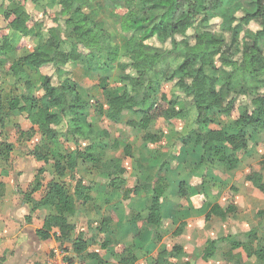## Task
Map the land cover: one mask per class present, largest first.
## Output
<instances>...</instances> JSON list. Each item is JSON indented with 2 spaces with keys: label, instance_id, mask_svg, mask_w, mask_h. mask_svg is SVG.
<instances>
[{
  "label": "trees",
  "instance_id": "16d2710c",
  "mask_svg": "<svg viewBox=\"0 0 264 264\" xmlns=\"http://www.w3.org/2000/svg\"><path fill=\"white\" fill-rule=\"evenodd\" d=\"M8 1L16 5L2 15L6 27L0 28V70L13 82L9 87L13 88L5 91L0 87V163H8L14 147L7 141L5 131L11 114H26L31 128L22 131L15 125L17 140L30 141L40 135L41 144L35 145L31 155L43 166L23 196L24 203L30 206V214L25 220L30 222L32 213L39 208H51L53 212L46 217L42 228L36 231L40 240H47L52 234L70 240L75 228L69 218L76 215L78 204L86 205L92 201L94 185L101 186L94 181L87 183L76 178L79 161L99 168L105 152L119 149L121 145L125 156L130 155L131 147L126 142L128 132L127 136L121 135L124 144L117 137L109 146L105 142L109 138L106 129L96 136L91 135V118L97 121L104 117L109 122L121 123L129 115L136 117L125 120L122 134L128 128L147 130L156 120L186 115L187 108L191 106L196 113L195 128L181 136L179 143L184 148H199L202 152L200 164L211 168L220 166L227 172L240 169L249 141L264 134V3L261 0H253V10H244L239 18L240 0L115 2L110 10L121 12L122 30L130 33L123 49L111 42L102 22L93 18L96 11L94 0H60L59 12L50 18L57 22L59 17L66 16L64 32L61 34L57 28H50L45 39L42 38V21L34 19L25 9L27 5L39 4L41 0ZM213 19L220 20L217 31L230 34L233 39L231 43H225L216 36L215 31L210 30ZM251 21L258 24L260 30L248 44L241 40V35ZM190 30L194 33L192 43L187 38ZM13 34L37 42L30 51L15 58L17 44L12 38ZM177 36L182 39L175 40ZM151 38L159 42L170 40L172 49L169 53L177 56L178 63L170 64L163 51L148 43ZM62 43L69 45L68 51L61 50ZM123 54L130 55V72L126 65L119 63ZM215 56L220 61V67L214 63ZM67 62L75 63L86 75L96 78L105 101V110L98 104L93 106L86 102L67 81L52 86L48 76L39 77L40 91L38 94L35 92L28 71L47 65L63 66ZM117 68L120 69L122 92L113 94L109 89L107 73ZM16 85H22L21 93H17ZM170 86L188 98L189 102L185 104L174 94L168 98L160 92L162 88ZM236 90L250 100V106H243L235 120L222 126L220 116H228L232 111V104H225L223 93ZM63 123V135L75 146L67 154L54 151L51 147L52 142L62 137L55 127ZM248 132L250 136H247ZM145 139L153 142L155 138L147 134ZM47 167L51 169L48 175ZM103 167L109 178L106 187L116 190L127 185L125 169L119 159L105 161ZM55 175L60 178L67 176L73 185L67 186L63 181L56 180ZM46 178L49 181L44 184ZM245 179L264 195V180L260 173L251 171L245 175ZM44 186L46 193L36 200L33 194ZM2 187L0 182V197ZM181 187L183 183L178 186V192ZM140 189L150 195V206L143 221L147 226L158 229L164 217L161 199L167 184L157 177L154 183L144 182L131 191ZM129 193L130 190L126 188L124 197H128ZM226 214L235 216L232 206L222 209L214 205L208 212L209 217H224ZM255 216L259 225L264 226V209L256 212ZM115 222L117 218L114 212L105 203L97 230L107 233ZM122 230L128 234V229ZM256 232L257 228H253L244 233L245 242H230L229 249L222 254L226 264H244L241 254L234 253L240 249L247 263L264 264V244L257 240ZM227 240V237L222 239ZM216 242L207 239L199 250V257L203 261L216 259ZM89 246V241L81 234L71 240V251L75 257L65 258L67 264L100 261L96 253L88 251ZM132 247H143L138 232L132 235ZM181 252L180 246H174L170 252L162 251L156 255L155 264H163L169 255H179ZM114 257L120 264H135L137 260L130 249Z\"/></svg>",
  "mask_w": 264,
  "mask_h": 264
},
{
  "label": "rangeland",
  "instance_id": "374dc122",
  "mask_svg": "<svg viewBox=\"0 0 264 264\" xmlns=\"http://www.w3.org/2000/svg\"><path fill=\"white\" fill-rule=\"evenodd\" d=\"M59 1L41 0L39 4L27 5L25 7L26 11L34 19L42 21L44 25L43 39L47 37V30L50 28H57L61 34L64 32V19L66 16L59 17L57 22H53L50 18L52 14L59 12ZM123 1L94 0V9L96 11L93 15L95 20L102 22L106 32L111 37V42L121 49L124 48L125 42L129 40L130 33L122 30L120 20L123 16L121 12L111 11L110 8L114 7L115 2L122 3ZM261 1L264 3V0ZM239 2L240 9L237 13L238 18L243 16L244 10H253V0H240ZM15 5L8 0H0V28L6 27L2 19L3 12L7 9L14 8ZM89 9H87V12H89ZM219 24V19L211 20L210 30L215 31L216 36L221 38L225 43H231L233 39L230 34H225L223 30L220 32L217 31ZM259 30L258 24L251 21L242 33L241 40L250 44L254 34ZM193 36L194 33L192 30L187 32V38L191 43L193 42ZM12 38L17 44L15 58L30 51L37 42L32 38H22L16 34H13ZM181 39V36L175 38L177 41ZM148 43L154 48L163 51L170 64L173 63L176 65L178 63L176 60L177 56L169 53L172 49L170 40L159 42L155 38H151ZM68 49L69 45L62 43L61 50L66 52ZM213 60L216 66L220 67L218 57L215 56ZM131 62L130 55L123 54L119 58V63L126 65L127 68L128 66L130 67ZM127 71L130 72L131 69L128 68ZM28 74L35 86L34 90L37 94L40 91L39 77L48 76L50 77L52 86H58L67 81L79 91L86 102L93 106L98 104L105 110V101L96 82V78L86 75L83 69L80 66H76L75 63L67 62L63 66L47 65L39 70L28 71ZM107 76L109 78V89L112 90V93H121L120 69L117 68L114 71L108 72ZM8 80L10 81L0 70V87L4 88L5 91L13 88H9V85L11 86L13 82L11 81L12 83L8 84ZM16 87L18 88L17 93H21L20 90L23 91L22 85H16ZM160 92L166 94L168 98L174 94L185 104L189 102V99L176 91L173 86L162 88ZM223 95L225 104H232L230 115L220 116L219 118L221 125L226 126L238 117L239 111L243 106H250V100L238 90L230 93L224 92ZM186 112V115L176 116L169 120H156L150 124L147 130H133L128 128L122 134L121 129L125 120L136 117L129 115L121 123L109 122L104 117H101L97 121L91 118L93 125L90 132L91 135L96 136L102 129H106L109 134V141L107 139L105 142L110 146L117 137L124 144L125 141L121 135L127 136L126 132H128V141L126 142L130 145L131 150L130 155L127 157L124 154L122 145L119 149H108L102 157V164L99 168L82 164L79 161L76 169V178H81L87 183H93L94 181L101 186L94 185V189L92 190V197H94L93 203L87 205L79 204L77 206V214L69 218V221L74 224L75 228L73 236H76L78 230L82 229L84 234L91 240V249L96 247L97 245L94 246L93 244L95 237H92L94 234L92 232L94 226H96L95 223L99 220V212H96L92 206L99 207L100 204L108 203L117 221H120V224L117 228L114 227L111 233H107V235H122L125 233L122 229H128V237L138 232L140 233V240L149 242L140 249L135 247L134 252L151 253L153 251L152 249L157 245L155 242L157 229L147 226L143 221L150 206V195L141 189L136 192L131 190L144 182L154 183L156 178L159 177L167 184L165 195L161 199L164 213L162 225L163 229H167V234L173 232V235H175H171L170 247H173V244H179L180 246L186 247L190 256H192V252H194L195 256L196 254L199 255V250L207 239L217 241L215 245L217 249L216 259L212 260L213 263L210 261H207V263L201 260L199 261L198 258L193 257L194 260L191 258L194 261L193 264H226L222 254L229 249L230 242H245L246 239L243 234L253 228H257V240L261 244H264V226L259 225V220L255 216L256 212L264 209V195L260 194L245 179V175L252 171L260 173L264 180V134L255 136L253 140L249 141L248 150L245 156L242 157L240 169L227 172L220 166L211 168L210 166L200 164L202 152L199 148L192 146L184 148L178 141L181 136L195 128V110L190 106ZM15 124L23 130L27 129L28 125L22 115L13 113L5 131L7 141L12 143L14 147L10 155V163L4 165V168L8 172H14L18 161L24 160L25 168H23L24 170L26 169V173L24 174L30 177L32 171L31 173L29 172L30 169L26 165V161L28 157L29 159L32 158L29 153L34 144H41V136L36 135L30 141H18ZM55 129L57 132H60V136L62 137L52 142L51 147L54 151L56 150L67 154L75 146L63 135L65 130L64 123L55 127ZM147 134L154 136L155 139L153 142L145 139ZM250 135L251 133L248 132L247 136ZM112 158L119 159L122 167L125 169L124 177L126 179V186L130 190L128 197L122 196L124 190L127 188L126 186L116 190L106 187L109 178L107 177V173L103 171L105 169L103 164ZM49 172H51V169L47 167V175ZM21 174L22 172L17 173V176ZM55 177L56 180L63 181L67 186L73 185V181L67 176L60 178L55 175ZM48 181L49 179L46 178L44 184ZM180 183H183V187L179 188L180 192H178ZM214 205H218L222 209L232 206L235 211V216L226 214L224 217H209L208 212ZM174 208L175 210L173 211ZM103 209L104 205L102 212ZM126 220H128V225L122 227ZM121 227L122 229H120ZM225 237L228 240L222 241ZM174 240H178V243H174ZM237 252L241 254L243 263L249 264L246 262L245 255L241 249L234 253ZM51 256L53 257V255ZM64 258H54L57 262L53 264H67ZM149 261L151 262V260Z\"/></svg>",
  "mask_w": 264,
  "mask_h": 264
},
{
  "label": "crops",
  "instance_id": "0c3cea01",
  "mask_svg": "<svg viewBox=\"0 0 264 264\" xmlns=\"http://www.w3.org/2000/svg\"><path fill=\"white\" fill-rule=\"evenodd\" d=\"M9 83H11V80H8V84ZM13 113L11 114L10 119ZM20 115H22L28 123L27 129L21 130L28 131L31 128V124L27 119V115L22 113ZM34 147L35 144L33 148ZM33 148L31 149V152ZM31 152L29 153L30 155ZM31 157V159L28 157L26 161V165L30 169L29 172L31 173L32 171L30 177L24 174L26 173V169L24 170V160L18 161L14 172H8L7 169L4 168V165L10 163V159L7 164L0 163V182L3 184L1 190L2 195L0 197V264H53L54 262H57L55 259H61L64 257L74 258L75 255L71 251V240L75 239L79 234L83 235V237L89 241L90 246L92 244L91 240H89L88 236L84 234L82 229H79L76 233L77 235L73 236L75 232L74 229L69 242L60 238L58 234H52L47 240H40L36 235V231L42 228L46 217L53 213L51 208H39L35 210L31 215V221L26 222L25 218L30 214V206L24 203L23 196L28 192L38 170L43 166V164L37 162L32 155ZM21 172L22 174L17 176V173ZM126 187L128 188V186ZM45 193L46 187L44 186L40 191L34 193L33 197L36 200H39ZM123 195L124 194H122V196ZM93 201L94 197L88 204H92ZM103 205L104 204H100L99 207L95 205L92 206L96 212H99V220L95 223L96 226H94L92 232L94 233L92 237H95L93 244L94 246H97L92 249L89 246L88 249L89 252L96 253L99 258L98 260L100 261L86 260L85 264H120L114 256L119 255L123 250L128 249L133 250L134 252V247H132V236L128 237L127 233L119 236L116 234L110 236L107 235V233H111L114 227H118L120 221L113 223L107 233H100L99 230H95L96 227L98 228L101 220ZM162 224L163 221L161 226L157 229V236L155 238L157 244L156 247L152 249L153 251L151 253L146 252L144 254L142 252H134L137 257L135 264H155L157 254L162 251L170 252L172 250L171 248L174 246H180L179 244H173V247H170V238L171 235H173V232L167 234V229H163ZM126 225H128V220L125 221L122 227H125ZM122 227L120 229H122ZM148 242H143V245L148 244ZM173 242L178 243V240H174ZM180 247L182 248L181 254L169 255L163 264H193V257L198 258L199 261H203L198 254L194 256V252H192V256H190L186 247ZM51 255H53V257ZM149 260H151V262ZM203 262L207 263V261Z\"/></svg>",
  "mask_w": 264,
  "mask_h": 264
}]
</instances>
